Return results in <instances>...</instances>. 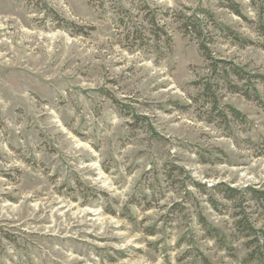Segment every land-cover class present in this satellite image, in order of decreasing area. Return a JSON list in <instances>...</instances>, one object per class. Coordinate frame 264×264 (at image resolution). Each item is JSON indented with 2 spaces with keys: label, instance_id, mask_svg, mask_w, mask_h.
Wrapping results in <instances>:
<instances>
[{
  "label": "rangeland",
  "instance_id": "rangeland-1",
  "mask_svg": "<svg viewBox=\"0 0 264 264\" xmlns=\"http://www.w3.org/2000/svg\"><path fill=\"white\" fill-rule=\"evenodd\" d=\"M147 9L171 35L166 56L126 40L148 33ZM186 9L212 13L216 59L264 76V0H0V264H264L214 189L245 195L264 254L246 194L264 192V89L257 103L220 83L219 107L243 120L208 123L207 64L164 17Z\"/></svg>",
  "mask_w": 264,
  "mask_h": 264
},
{
  "label": "trees",
  "instance_id": "trees-1",
  "mask_svg": "<svg viewBox=\"0 0 264 264\" xmlns=\"http://www.w3.org/2000/svg\"><path fill=\"white\" fill-rule=\"evenodd\" d=\"M227 8L234 14L240 16L238 5L229 2ZM147 10L148 12L145 13L146 15L142 18V21L146 24L148 33H145L146 28L142 24L143 26L139 29L132 28V31H128L126 40L132 48H136L138 44L139 47H155V50H161L162 46L164 53H161L160 56H166L171 53L172 49L171 35L165 24L161 23L160 19H157L152 11H149V9ZM186 10L187 13L183 10L172 11L171 15L166 13L164 17L171 18L177 25V29L182 36L196 43L198 51L207 64V70L209 72V76L195 83V86L200 87L201 90V94H199L197 99L202 100L203 104L209 107V110L205 112L208 123H214V121L219 118L227 127L229 124L228 117H232L235 120H243V118L241 114L232 107H225L224 109L219 107L217 92L220 90V83L225 85L228 92L241 95L247 100L260 103V93L256 85L258 83L262 85L264 89V76H251L244 68L232 62L216 59L211 49L214 37L208 27V23L214 25L212 13L206 9H197L196 11H192L191 9ZM217 28L221 33L226 34L225 36L227 38L231 37L233 41L238 42L242 47L252 45L251 41L240 39L237 34L227 28ZM258 32L263 39L261 48L264 49V25L258 27ZM214 189L222 194L225 200L234 203L237 209H241L239 213L235 214L238 218L234 222L235 229L240 234H243L245 239L254 238L247 243V248L251 249L247 256V261L253 262L262 260L264 254L259 253V246H254L256 243L258 245L257 237H255L256 231L241 206L244 202L245 195L241 193V191L227 187L225 184H218ZM246 194L251 196L252 201L256 202L257 206L261 208L264 213V192L247 189ZM200 222L205 228H208L203 218L200 219ZM209 232L214 233L215 235L213 236L215 237L218 236V232L214 229L209 228ZM257 254L258 257H256ZM204 263L209 264L207 261Z\"/></svg>",
  "mask_w": 264,
  "mask_h": 264
}]
</instances>
